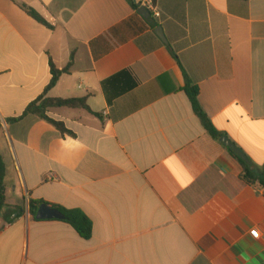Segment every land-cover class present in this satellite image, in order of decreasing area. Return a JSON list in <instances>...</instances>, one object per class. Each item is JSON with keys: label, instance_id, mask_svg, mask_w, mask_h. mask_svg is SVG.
I'll return each mask as SVG.
<instances>
[{"label": "crops", "instance_id": "crops-1", "mask_svg": "<svg viewBox=\"0 0 264 264\" xmlns=\"http://www.w3.org/2000/svg\"><path fill=\"white\" fill-rule=\"evenodd\" d=\"M154 3L160 17L129 0H0V153L21 208L0 218V264H264V188L185 93L186 73L216 129L264 165V0ZM51 62L72 66L46 98L91 110H47L74 136L23 116ZM30 200L83 211L91 239L34 219Z\"/></svg>", "mask_w": 264, "mask_h": 264}, {"label": "trees", "instance_id": "trees-1", "mask_svg": "<svg viewBox=\"0 0 264 264\" xmlns=\"http://www.w3.org/2000/svg\"><path fill=\"white\" fill-rule=\"evenodd\" d=\"M129 1L131 2L133 9L138 12L140 9V6L136 4L134 0H129ZM245 1H248V0H245ZM23 9L38 23L44 25L45 27L49 29H53V27L34 10L26 6H23ZM171 53L173 57L181 65L177 52L172 50ZM71 66H72V63H70L65 69L59 70L51 62L52 80L50 84L45 89L44 94L40 98H38L35 102L29 105V107L26 109L23 116H27V115L38 116L40 119L45 120L51 125H53L62 134H69V135L74 136L72 132L68 131L65 128L63 123L56 122L53 119L49 118V116L47 115V110L49 108H70V109H85L91 112V110L87 106L86 99L64 100V99L46 98L48 92L52 90L58 84L60 78L64 74H67L70 71ZM185 76L187 78V85L185 88V93L189 97L193 110L195 114L197 115V117L200 119L207 133L210 135L212 139L219 142L220 145L227 151V153L240 165L242 169L241 179L243 180V182H245L248 185H257L259 187L264 188V165L257 166L251 162L252 165L255 166V170H252L250 165L246 164L230 148L226 147L224 144L220 142L221 138L224 137L225 134L216 129V127L214 126V124L212 123L208 115L203 110L199 102V93H200L199 88L191 84V82L188 80L186 73H185ZM17 120L18 119H14L12 121H17ZM6 178H7V165L4 161V158L2 157L0 153V218L2 217L3 212L6 209L9 210V213L11 214V216L16 213L15 218H17L19 215L17 212H20L21 208L20 209L11 208V206H8L6 203V190H7ZM43 204L50 205L44 201L30 200L28 202V212L33 216L34 219H36L38 208ZM50 206L59 210L65 217V219L61 221L66 222L69 225H71L83 239L85 240L91 239L93 235V223L83 211L78 210V209L69 210V209H66V208H63L57 205H50Z\"/></svg>", "mask_w": 264, "mask_h": 264}, {"label": "water", "instance_id": "water-1", "mask_svg": "<svg viewBox=\"0 0 264 264\" xmlns=\"http://www.w3.org/2000/svg\"><path fill=\"white\" fill-rule=\"evenodd\" d=\"M138 12L145 18L151 17V12L145 7H140ZM156 34L162 40V42L171 49V45L167 37L165 36L162 27L157 28ZM220 141L226 147L230 148L236 155H238L246 164L250 165L252 170H255V166L252 165L247 155L240 148H238L228 137L224 136L221 138ZM64 219H65L64 215L59 210L53 208L50 205H46V204L41 205L38 208V211L36 214V220L38 221L64 220Z\"/></svg>", "mask_w": 264, "mask_h": 264}, {"label": "built area", "instance_id": "built-area-1", "mask_svg": "<svg viewBox=\"0 0 264 264\" xmlns=\"http://www.w3.org/2000/svg\"><path fill=\"white\" fill-rule=\"evenodd\" d=\"M135 2L140 7H145L150 12H153L156 17H160V14L156 11V6L154 3V0H136ZM251 236H253L256 239L260 238V234H259L258 230H253L251 232Z\"/></svg>", "mask_w": 264, "mask_h": 264}]
</instances>
